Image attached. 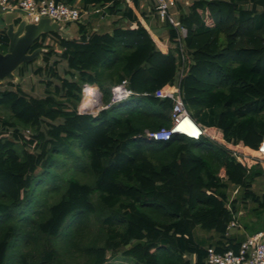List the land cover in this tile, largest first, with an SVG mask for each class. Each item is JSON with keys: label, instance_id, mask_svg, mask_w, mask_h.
<instances>
[{"label": "trees", "instance_id": "trees-1", "mask_svg": "<svg viewBox=\"0 0 264 264\" xmlns=\"http://www.w3.org/2000/svg\"><path fill=\"white\" fill-rule=\"evenodd\" d=\"M81 5L106 7L121 18L112 33L79 21V38L53 33L57 45L46 44L45 34L31 46L30 52L45 48L43 64L25 62L17 73L47 77L45 96L28 95L14 82L0 87V264H69L76 256L83 258L79 264H192L187 254L205 264L209 246L238 250L243 240L228 226L239 200L255 205L264 229V192L254 189L264 162L243 165L205 136L152 141L143 134L171 126L173 99L155 91L177 82L184 65L181 90L191 116L220 128L226 140L258 148L264 0L178 2L187 28L184 63L178 48L161 44L145 26L138 0ZM8 44L4 29L0 50ZM60 60L67 61V76L58 72ZM124 79L134 92L126 100L96 115L79 111L86 84L99 86L109 104L112 87ZM89 86L86 108L89 96L100 94ZM60 167L69 175L64 181ZM197 228L212 233L208 244L197 240Z\"/></svg>", "mask_w": 264, "mask_h": 264}, {"label": "built area", "instance_id": "built-area-1", "mask_svg": "<svg viewBox=\"0 0 264 264\" xmlns=\"http://www.w3.org/2000/svg\"><path fill=\"white\" fill-rule=\"evenodd\" d=\"M194 0H155V9L159 19L165 23H170L178 34L177 42L172 43L173 47L179 49L183 63L187 59V53L184 38L187 36V28L181 24L174 8L178 2L189 5ZM0 10L5 12L20 11L28 19L30 23H39L43 18H50L62 25L78 23L82 20L84 14H88V10L80 4V0L73 4L57 0H0ZM100 11L99 9L96 12ZM184 75V65H182L177 82L166 84L155 91V95L160 98L171 97L173 99V107L170 113L171 126L161 127L156 130H145L143 137L152 141L168 140L174 134H181L187 137L199 139L203 136L208 137L214 142L224 146L229 153L234 156L237 161L250 167V162L255 160L256 163L264 162V138L259 144L256 155H252L244 150L245 145L242 142H234L226 140L220 128L207 126L197 122L190 114L186 107L182 90L181 78ZM88 84L83 87V93ZM100 94L102 93L97 87ZM134 92L128 87V80L112 87V97L109 104L101 106L95 112H90L79 107L81 113H92L96 115L100 110L107 108L111 104H118L126 100ZM103 94V93H102ZM145 95L149 93H144ZM101 98V95H100ZM104 102V101H103ZM102 102V103H103ZM177 128H181L178 129ZM196 132L195 135H193ZM239 187L234 189L237 193ZM236 217L230 222L229 229L238 226ZM192 264H197L196 261ZM205 264H264V231L247 236L240 244L239 249H228L219 252L215 247L207 248V257Z\"/></svg>", "mask_w": 264, "mask_h": 264}, {"label": "crops", "instance_id": "crops-1", "mask_svg": "<svg viewBox=\"0 0 264 264\" xmlns=\"http://www.w3.org/2000/svg\"><path fill=\"white\" fill-rule=\"evenodd\" d=\"M77 1L78 0H76V2ZM127 2L129 4L130 0H127ZM138 3H139V11L137 13L139 14V16L142 19H143V17L140 15V13H144V15H145L144 17L146 20L145 26L152 32L153 35H155L156 38L159 39L161 44L168 45V46L172 47V42L170 41V38H169L168 25H167V23L161 21L159 19V17L157 16L156 9H155V5H156L155 0H138ZM80 4H81V0H80ZM86 9L88 10V14H84L81 21L87 25L88 30H95V31H99V32L112 33V31L114 30V28L116 26V22L118 21V19L121 18L120 14H118V15L109 14L106 11V7L90 6L89 8H86ZM97 9H99L100 11L96 12ZM174 12L176 13V16L178 17L179 16L178 4L174 8ZM91 13H93V16H95V17L100 16V18H98V19H100V20H98V23H97L98 25H94L92 27L90 26L89 22L87 21V20H89L87 18ZM3 14L4 13L0 10V33L2 32V30H4V29L6 30V28H7V25L3 19ZM104 20H108V21L105 22ZM15 22L17 24L19 22V19H16ZM127 23L128 22L124 20V21H122L121 24L125 26V25H128ZM63 30L65 31L64 37L79 38V36H80L78 23H76V26L74 29H73L72 25H70V24L64 25ZM53 33H56V32L46 33V34H49V36L47 37V40L45 42L46 44L54 43L55 45H57V43L53 40L54 39V37L52 36ZM43 35H45V34H43ZM41 36L39 38H41ZM41 48H43V47H41ZM42 56H43V51H42ZM42 59H43V57H42ZM36 60L37 59H35L33 62H36ZM66 64H67V61H66ZM17 71H18V69L16 70V72ZM16 75L18 76V73H16ZM27 75H25V76H27ZM24 77H23V79H24ZM18 78L22 79L19 76H18ZM9 80H11V79H6L4 82H0V87L4 88L5 87L4 83L8 82ZM11 81H14V80H11ZM16 84H18V83H16ZM244 150L248 153H251L254 156L256 155V151H254L253 148L245 146ZM256 164L257 163L255 160H252L250 162V166L256 165ZM235 188L236 187H234L230 193V198H229L230 202L228 204L230 206H231V200L233 201L237 195V193L234 194ZM254 189H256L260 193L264 192V177L261 179H258L256 181V183L254 184ZM236 206L238 208V213L235 215V217H236L239 224H238V226L229 229L230 235H232L233 237H236L237 240L240 241V240H244L249 235L255 234V233L260 232V231H264L263 228L262 229L259 228L260 224L257 222L258 218L256 217V214L254 211L255 205L252 202H250V201L244 202V201L239 200V202L236 203ZM261 221H262L261 225H264V219L263 220L261 219ZM253 229H255V230H253ZM211 235H212V233L205 234L203 232L202 233L198 232V233H196V238L200 243L208 244L210 242ZM185 257L191 259L192 262H194V261L197 262V255L196 254H187V255H185Z\"/></svg>", "mask_w": 264, "mask_h": 264}, {"label": "water", "instance_id": "water-1", "mask_svg": "<svg viewBox=\"0 0 264 264\" xmlns=\"http://www.w3.org/2000/svg\"><path fill=\"white\" fill-rule=\"evenodd\" d=\"M3 19L7 25L6 34L9 44L6 51L0 50V82L6 79L16 80V70L25 62L42 59L44 48H36L30 52L31 46L43 34L56 32L64 37L62 24L43 18L39 23H30L20 11L5 12ZM19 19L16 24L15 20ZM101 102L103 94L101 93Z\"/></svg>", "mask_w": 264, "mask_h": 264}, {"label": "rangeland", "instance_id": "rangeland-1", "mask_svg": "<svg viewBox=\"0 0 264 264\" xmlns=\"http://www.w3.org/2000/svg\"><path fill=\"white\" fill-rule=\"evenodd\" d=\"M98 18H100V16L99 17H95V16H93V13H91L89 16H88V18L87 19H89V20H87L88 22H89V24H90V26L92 27V26H94V25H98L97 23H98V20H100V19H98ZM105 22L106 21H108V20H104ZM104 22V23H105ZM70 25H72V27H73V29L75 28V26H76V23H71ZM105 25V24H104ZM107 25V24H106ZM54 40V39H53ZM41 64H43V60L41 59V60H36V62H33V65L32 66H36V65H41ZM66 69H67V64H66V61L65 60H60L59 61V64H58V72L62 75V76H67V73H66ZM17 73V72H16ZM27 75V74H26ZM47 77H44V76H39V75H37V74H34V73H29L27 76H25L24 77V79L22 78V79H19V78H17V80H14V81H11V80H9L8 82H14V83H18L19 84V86L23 89V91H25L28 95H33V96H37V97H42V96H45V94H46V91H45V89H46V86H45V83L42 81V80H44V79H46ZM52 79L55 81V83H60V80L59 79H56V78H54V77H52ZM8 82H5L4 84H5V87H7V86H9L8 85ZM92 86V87H91ZM91 86H89L90 88H97L98 86L97 85H91ZM88 87V88H89ZM98 89V88H97ZM99 89H100V87H99ZM89 91L90 89H87L86 88V90L84 91V93H82V100L80 101V103H79V105H78V109H79V107H81L82 106V109H84V110H86V111H90V112H95V111H97L98 109H100L101 108V106L99 107L98 106V104H100V101H96L95 103H94V106H92L91 104H90V102L92 101L91 100V97L93 96H89V100H88V103H87V108L85 107V100L87 99V93H86V91ZM101 90V89H100ZM83 91V90H82ZM102 92V91H101ZM100 93V92H99ZM99 95H101V94H99ZM60 98H63V97H60ZM102 105H104V102L102 103ZM98 106V107H97ZM97 107V108H96ZM181 129V128H180ZM27 132H29V131H27ZM78 151V150H77ZM80 151V150H79ZM65 168H59L58 169V172L61 174V180H63L64 181V179L67 177V176H69L68 174H67V172H65ZM64 172H65V174H64ZM81 175V174H80ZM55 197L56 196H51L50 197V201H54V199H55ZM253 230H255V229H253ZM197 232L196 233H198V232H200V233H205V234H207L208 232L206 231V230H202V229H200V228H197V230H196ZM80 262H83V258H79L78 256H76L74 259H72V260H69V264H79ZM113 262H115V258H113Z\"/></svg>", "mask_w": 264, "mask_h": 264}, {"label": "bare ground", "instance_id": "bare-ground-1", "mask_svg": "<svg viewBox=\"0 0 264 264\" xmlns=\"http://www.w3.org/2000/svg\"><path fill=\"white\" fill-rule=\"evenodd\" d=\"M95 99H98L97 101H100V104H98V106H99V107L102 106V102H101V98H100V95H99V94H94V95L91 97V100H92V101L90 102V104L93 106V103L96 102V101L94 102ZM95 104H96V103H95ZM98 106H97V107H98ZM97 107H96V108H97ZM178 129H180V128H177V130H178Z\"/></svg>", "mask_w": 264, "mask_h": 264}]
</instances>
